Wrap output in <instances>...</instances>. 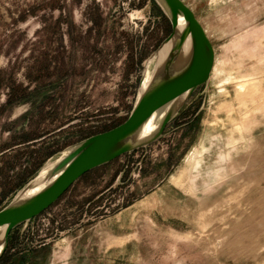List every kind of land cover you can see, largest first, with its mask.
Returning a JSON list of instances; mask_svg holds the SVG:
<instances>
[{"label": "rangeland", "instance_id": "rangeland-1", "mask_svg": "<svg viewBox=\"0 0 264 264\" xmlns=\"http://www.w3.org/2000/svg\"><path fill=\"white\" fill-rule=\"evenodd\" d=\"M183 1L215 50L209 82L159 141L13 231L0 264H264V0ZM170 33L155 0H0V210L130 116Z\"/></svg>", "mask_w": 264, "mask_h": 264}, {"label": "water", "instance_id": "water-1", "mask_svg": "<svg viewBox=\"0 0 264 264\" xmlns=\"http://www.w3.org/2000/svg\"><path fill=\"white\" fill-rule=\"evenodd\" d=\"M155 2L169 20L171 33L145 63L130 116L115 128L65 150L50 171L53 181L49 185L22 200L16 195L0 210V260L9 249L13 231L49 210L86 174L159 141L193 94L209 82L215 65V50L193 10L183 0ZM187 43L188 57L181 61ZM168 44L172 45L163 64L156 68L152 82L141 92L151 59ZM179 100L181 104L175 106ZM156 114L160 118L158 126L151 135L141 138L144 127ZM37 176L22 191L28 189Z\"/></svg>", "mask_w": 264, "mask_h": 264}, {"label": "bare ground", "instance_id": "bare-ground-1", "mask_svg": "<svg viewBox=\"0 0 264 264\" xmlns=\"http://www.w3.org/2000/svg\"><path fill=\"white\" fill-rule=\"evenodd\" d=\"M180 28L181 29L183 28V23H181ZM171 45L172 44H168V45L164 46L151 59L150 64L152 65V68H149V70H147V72L144 76L143 83L141 85V92H143L152 82V79L155 75L156 68L158 69L163 64L164 59H165L167 53L169 52V50L171 48ZM188 53H189V44L187 43V45L184 48V52H183V56L181 58V61H184L186 59V57H188ZM181 102H182V100H179L174 105L179 106L181 104ZM159 121H160V118L156 114L144 127V130L141 134V138H146L149 135H151L154 132V130L156 129V127L158 126ZM55 162L56 161L50 162L47 165H45L41 169L37 178L32 182L31 186L28 189H26L25 191H21L19 193V195L17 196V199L22 200V199L28 198V197L32 196L33 194L37 193L38 191H40L41 189H43L44 187H46L47 185H49L53 181L50 177V171L53 168Z\"/></svg>", "mask_w": 264, "mask_h": 264}, {"label": "trees", "instance_id": "trees-1", "mask_svg": "<svg viewBox=\"0 0 264 264\" xmlns=\"http://www.w3.org/2000/svg\"><path fill=\"white\" fill-rule=\"evenodd\" d=\"M10 242H12V235L10 237ZM7 253V252H6ZM5 256V255H4ZM4 259V257L0 260V262Z\"/></svg>", "mask_w": 264, "mask_h": 264}]
</instances>
